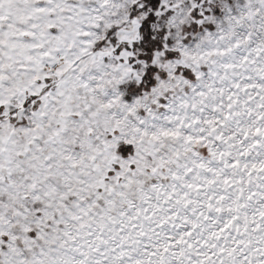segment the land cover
I'll return each mask as SVG.
<instances>
[{
	"label": "snow or ice",
	"instance_id": "snow-or-ice-1",
	"mask_svg": "<svg viewBox=\"0 0 264 264\" xmlns=\"http://www.w3.org/2000/svg\"><path fill=\"white\" fill-rule=\"evenodd\" d=\"M0 264H264V0H0Z\"/></svg>",
	"mask_w": 264,
	"mask_h": 264
}]
</instances>
